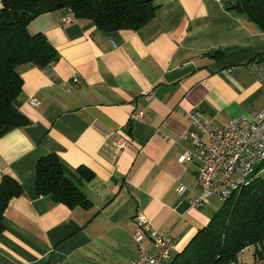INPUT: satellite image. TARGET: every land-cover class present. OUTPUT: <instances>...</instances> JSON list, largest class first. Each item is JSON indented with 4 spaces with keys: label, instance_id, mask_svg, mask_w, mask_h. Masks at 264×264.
<instances>
[{
    "label": "crops",
    "instance_id": "obj_1",
    "mask_svg": "<svg viewBox=\"0 0 264 264\" xmlns=\"http://www.w3.org/2000/svg\"><path fill=\"white\" fill-rule=\"evenodd\" d=\"M152 1L155 17L137 31L106 32L66 9L30 22L28 31L42 33L58 60L17 69L23 87L15 106L28 124L0 137V180L11 176L23 193L3 214L0 264H130L138 216L167 231L177 252L209 223V200L190 206L197 162L179 161L194 151L187 112L199 109L222 126L264 110V81L250 68L264 72V32L224 0ZM132 112L142 121H129ZM118 137L130 145L117 150ZM48 154L70 172L93 173L77 184L89 210L37 195L35 164ZM226 264H264V257L247 248Z\"/></svg>",
    "mask_w": 264,
    "mask_h": 264
},
{
    "label": "trees",
    "instance_id": "obj_2",
    "mask_svg": "<svg viewBox=\"0 0 264 264\" xmlns=\"http://www.w3.org/2000/svg\"><path fill=\"white\" fill-rule=\"evenodd\" d=\"M229 11L246 16L264 32V0H224ZM0 14V137L28 124L15 106L23 87L18 67L39 69L52 66L58 53L42 33L31 34L28 26L36 17L59 10H69L76 19L93 23L106 31H137L155 17L152 0H1ZM87 168L74 173L55 154L36 161L35 190L69 209L92 207L81 189L80 180L91 181ZM80 179V180H79ZM21 184L8 175L0 180V234L8 203L22 195ZM253 248L257 260L264 257V162L258 164L247 185L213 214L209 223L168 264H226L238 254Z\"/></svg>",
    "mask_w": 264,
    "mask_h": 264
},
{
    "label": "built area",
    "instance_id": "obj_3",
    "mask_svg": "<svg viewBox=\"0 0 264 264\" xmlns=\"http://www.w3.org/2000/svg\"><path fill=\"white\" fill-rule=\"evenodd\" d=\"M250 68L264 81L261 68L254 64ZM73 81L79 83L77 78ZM143 96L149 101L152 94L145 92ZM29 104L39 107L41 102L30 99ZM187 117L192 129L189 137L194 151H185L179 161L195 159L197 162V193L190 200V206L193 209L201 208L212 198L224 203L248 184L258 164L264 162V110L255 113L253 118L230 119L222 126L208 121L199 109L190 110ZM142 118V112L129 115V121L141 122ZM129 145L130 141L123 137H118L114 142L117 150H124ZM176 191L182 195L185 188L178 186ZM136 222L133 240L138 245V255L130 264H168L177 252V244L172 236L167 231L155 229L143 216H138ZM146 240L150 241V248L143 246Z\"/></svg>",
    "mask_w": 264,
    "mask_h": 264
},
{
    "label": "rangeland",
    "instance_id": "obj_4",
    "mask_svg": "<svg viewBox=\"0 0 264 264\" xmlns=\"http://www.w3.org/2000/svg\"><path fill=\"white\" fill-rule=\"evenodd\" d=\"M207 206L212 211V213L215 214L223 206V202L218 200V199H216V198H212V199H209Z\"/></svg>",
    "mask_w": 264,
    "mask_h": 264
}]
</instances>
